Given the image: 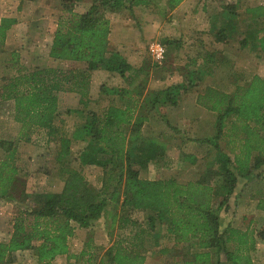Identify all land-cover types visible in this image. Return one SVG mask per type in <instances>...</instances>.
Wrapping results in <instances>:
<instances>
[{
  "label": "crops",
  "instance_id": "1",
  "mask_svg": "<svg viewBox=\"0 0 264 264\" xmlns=\"http://www.w3.org/2000/svg\"><path fill=\"white\" fill-rule=\"evenodd\" d=\"M142 1L132 8V14L128 13L129 19L114 17L106 41L108 56L118 55L131 70L119 73L102 68L91 72L84 98L59 92L50 137L44 130H35L30 141L24 142L20 125L14 119L13 102L0 98V142L15 147L12 154L0 153V166L2 160L12 157L8 158L7 167L0 170L1 177L13 175L10 183L0 185V203L15 207L18 212L22 194L61 193L62 157L67 159L66 167L81 173L91 186L85 173L95 169L103 174L104 170L82 162L81 156L91 144V137L83 129L92 116L103 118L110 107L119 108L127 118L126 123L120 124L119 132L125 154L131 155V165L141 174L152 171L157 177L148 174L143 180L198 182L206 170L203 164L213 152V162L207 166L220 170L215 147L228 157V169L236 182L216 214V236L223 243H214L213 238L206 241L207 245H202L203 239L175 243L167 233V220L161 223L152 212L133 210L131 213H143L144 219L138 224L132 221L134 228H130L127 237L116 233L109 243L112 231L96 227L103 217L85 229L75 226L67 243L68 255L57 257L53 263L106 264L108 249L122 241L128 251L142 257V264H264V241L259 237L264 226V158L251 151L245 165L251 172L238 174L237 159L244 161L247 153L241 152L243 143L253 137L234 129L238 124L232 127V118H222L226 107L236 105L237 93L245 92L254 81L264 83V66L259 62L264 60V5L258 2L237 13V4L221 8L217 5L218 10L214 7L216 0H161L162 5L156 3L159 0ZM187 9L198 12L202 21L190 22L188 27ZM205 10L212 13L206 15ZM60 15V0H0V23L4 19L13 21L0 47V78L8 75V62L14 52L31 70L85 67L50 57ZM182 84L187 85V91L177 97L175 105L162 100L159 93ZM218 93L225 97L219 99ZM249 129H257V125L249 123ZM41 132L44 139L36 143L35 134ZM258 134L260 139L261 133ZM61 138L68 141L65 153L60 148ZM146 148L154 158L145 161L142 154ZM47 163L51 164L53 182L41 187L42 192L30 189L34 179L38 184L41 176L50 175L43 171ZM198 164L200 170L196 169ZM11 234L12 230L0 229V242H7ZM98 238L106 243L92 244ZM19 255H29L36 264L31 251L15 254Z\"/></svg>",
  "mask_w": 264,
  "mask_h": 264
},
{
  "label": "trees",
  "instance_id": "2",
  "mask_svg": "<svg viewBox=\"0 0 264 264\" xmlns=\"http://www.w3.org/2000/svg\"><path fill=\"white\" fill-rule=\"evenodd\" d=\"M77 1L60 0L61 15L51 42L50 57L59 61L80 63L85 67L68 70L57 68L31 70L20 63L18 53L14 52L8 62L11 73L0 80V98L13 102L14 119L20 125V137L24 142L30 141L35 130H44L49 137L51 136L59 92H72L84 98L88 95L91 72L102 68L119 73L131 70L118 55L111 53L108 56L106 41L110 33V23L102 15L106 13V7L113 13L127 10L131 14L132 8L143 1L93 0L92 5L82 14L73 10ZM99 6L102 8L101 11ZM12 23L13 21L8 19L1 21L0 47L4 33ZM257 82L264 84L259 80ZM186 91L187 85L182 84L159 94L165 103L175 105L177 97ZM242 92L235 96L237 100L234 101L236 103L234 106L237 107H226L222 112V118H232V127L237 123L238 126L233 128L240 129L248 136L249 123H253L254 120L238 116V107L242 105L240 97L245 93ZM237 111L238 114H235ZM126 120L125 113L114 107L107 109L103 118L92 116L91 121L83 129L84 133L91 137V144L81 156L82 162L103 168V172L115 180V186L122 183L124 200L121 206L128 205L130 211L152 212L155 220L161 223L167 220V233L175 243H190L195 239H203L202 245H207L206 241L213 238L214 243L219 244L221 238L216 236L218 228L216 214L224 207L236 182L232 171L228 169L230 163L228 157L215 147L220 170L214 171L210 165L207 166L198 182L181 184L174 179H140L137 168L130 163L131 155L126 153L125 156L124 139L119 132L120 124L126 123ZM258 140L255 146L251 144V139L244 141L241 152L247 153L244 161L237 159L238 174L242 171L251 172L246 170L245 166L251 151L259 152L260 158H264L261 151V148L264 150V141ZM59 142L62 151L65 150L68 141L61 138ZM0 145L8 146L7 149H3L5 153L12 154L15 151L11 144L0 142ZM144 151H147V148ZM149 153L150 151L143 152L142 158L145 161L154 158L153 154ZM8 158L10 157L2 160L0 170L10 163ZM60 160L64 178L61 193L22 194L21 204L24 205V200L30 197L34 198L35 206L34 208L25 206V209L17 212L13 219L10 239L7 242H0V264H14L15 254L22 251H31L36 264H54L57 257L68 255L67 243L74 234L75 226L85 229L101 217H108L105 216L109 215L106 212L107 204L118 201L117 187L108 199V196L102 195V191L93 190L81 173L67 168L66 157ZM263 162L264 160H261V164ZM11 176L13 175L5 177L0 175V185H4L6 181L10 183ZM1 191L4 194L5 187ZM118 220L120 228L134 226L129 217H121ZM259 237L264 241V226L259 232ZM122 243V241L114 243L108 249L106 264H142V257L128 251Z\"/></svg>",
  "mask_w": 264,
  "mask_h": 264
},
{
  "label": "rangeland",
  "instance_id": "3",
  "mask_svg": "<svg viewBox=\"0 0 264 264\" xmlns=\"http://www.w3.org/2000/svg\"><path fill=\"white\" fill-rule=\"evenodd\" d=\"M78 1L75 3V6L73 8V10L75 12L76 11L85 12L90 7V5H92V2H93V0H80V2H78ZM161 2L162 1L159 0V2H156V3L159 4ZM194 2H196V1H194ZM215 2H216V5L214 7L217 8L218 10L226 4H228V5L237 4V6H236L238 8L237 13H241V11L244 9V7H246L248 5H255L258 2H261L264 5V0H242V1L241 0H220V1L216 0ZM161 5H162V3H161ZM217 5L218 6L220 5V8H218ZM98 8H99V11L102 10V8H100V6ZM105 9H106V13L102 16L105 19H108L109 23L115 19L114 18L115 16H119L120 18H123V19H129L131 16L130 14H128L127 10H122V13L121 12L120 13H113L110 11L109 8L106 7ZM209 10H205L206 15H209L212 13V11H209ZM131 14H132V12H131ZM185 15H187V17H188V20H187L188 21V27L191 26L189 24L190 22L193 23V22H196L197 20L202 21V19L200 20V18H199V13L195 12L192 9L191 10L187 9V12H185ZM137 16L140 17L141 15L137 14ZM155 19L160 20L159 18H155ZM259 62H260V65L264 66V60L259 61ZM20 63L22 65L26 66L24 64L25 63L24 59L22 61L20 59ZM70 63H68V64H70ZM9 68H10V64L8 63V70H9ZM10 73L11 72L9 71L7 76H9ZM7 76H5L4 78H6ZM1 79H3V78H0V80ZM0 84H1V81H0ZM236 95H238V94H236ZM218 97H219V99H223L225 97V95L222 93H218ZM232 99H233L232 96L228 97L229 102ZM225 100H227V98H225ZM235 100H237V99L235 98ZM240 100L242 102V105L240 107H238L239 108L238 109L239 114H238V111L235 114H238V116L240 118H251L254 120L253 123H255L257 125V129H254L252 131L248 130L249 131L248 136L253 137L251 139V144H253L255 146L259 142V140H258L259 134L258 133H261L260 139H263V141H264V120H263L264 119V84L257 82V81L253 82L252 85L240 97ZM220 101H222V100H220ZM234 107H237V106H234ZM42 138L44 139V134H42V132L40 133V135L35 134V142L36 143H39V141H41ZM5 148L7 149L8 146L0 145V153L4 152L3 149H5ZM261 151H262V156H263L264 150H262V148H261ZM214 154L215 153L213 152V155H211L206 160L207 162L206 161L204 162L203 165H204L205 169L207 168L208 163L213 162L210 160L213 158ZM199 165H201V164H198L196 166L197 170L201 169V167ZM43 171H44V173L48 172L50 175L44 174L43 176H41L40 177L41 180L39 181L38 184H37L36 180L34 179V181L31 182L32 184L30 186V189H35L38 192H42L40 190L41 187H45L46 185H48V182H50V183L53 182V178H51V176H52L51 164H48V163L45 164L43 166ZM140 174L141 173H139V175ZM148 174L152 175L153 173H152V171H148V173L145 172V174L142 173L140 175V179H145L144 178L145 175H148ZM85 175H86L85 176L86 178H88V179L90 178L89 181H91L90 182L91 188L95 191H98V190L102 191V195L108 196L109 197L108 199H110V194L113 191H115L114 188L117 187L116 191L118 194L116 197H117L118 201L117 202H111V203L107 204L106 212L109 215H105V216H108L107 219L104 217V220L102 219V222H100L101 225L96 224V227H101V228L106 227L107 230L112 231L111 232V240H109V243H112L114 241L116 233L119 236L122 235L123 237H127V233H129L130 228L131 227L134 228V226H126L125 230H119V229H117V227H119L118 226L119 225L118 219L121 217H133L134 220L132 218H129V220L138 224V223L142 222V220L144 219L143 213H141V212L131 213L132 211H130V208L128 207V205L121 206V203L124 200V197L122 194V191H123L122 183L118 186H115V184H116L115 180L108 177L109 175L106 174L105 172L103 174H101L100 170L96 171L94 169L92 172H89L88 174L85 173ZM87 175H89V176H87ZM151 177H155L157 179V177L155 175H152ZM158 179H160V178H158ZM105 185H106V187H105ZM43 190L45 191V189H43ZM216 199L219 200V198H216ZM1 204L2 203H0V229L3 232H6L9 230H12L13 219L17 215V211H16L15 207L11 208L10 205H7V204L1 205ZM25 206H28L29 208H34V206H35L34 198H30V197L26 198L24 200V205L22 204V207L19 210L25 209ZM8 217H10V218H8ZM94 226H95V224H94ZM118 230L121 232H119ZM1 242H3V241H1ZM99 243L105 244L106 241L98 238L92 244L97 245ZM84 258H86V257H81V259H84ZM15 263L16 264H35L32 260V257H30L29 255L27 256V258H26V256H23V255L15 256Z\"/></svg>",
  "mask_w": 264,
  "mask_h": 264
}]
</instances>
